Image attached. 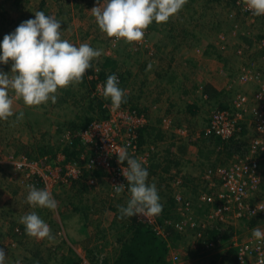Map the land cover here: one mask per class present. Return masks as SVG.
I'll list each match as a JSON object with an SVG mask.
<instances>
[{
  "label": "rangeland",
  "instance_id": "rangeland-1",
  "mask_svg": "<svg viewBox=\"0 0 264 264\" xmlns=\"http://www.w3.org/2000/svg\"><path fill=\"white\" fill-rule=\"evenodd\" d=\"M8 1L0 0V3L4 4L0 6V15L2 14L4 17L3 20H0V41H2L4 35L12 33L19 24L34 18V13L38 11L39 0H28L25 6L26 9L22 12L23 14L14 7L5 6ZM56 1L62 7L61 15L63 19L60 29L62 38L69 40L76 46L87 42L94 48L102 49L103 54L101 57L92 61V68L98 69L97 63L102 64L104 57L110 56L117 61V66L120 68L119 72L126 73L127 80L124 84H126V93L129 97L128 104L130 107L135 106L145 113L140 112L148 119V126L150 123L153 124L155 120H159L155 118L156 115V117L160 118L162 114V111L159 112L149 103V100H151L150 91L157 94L161 93L162 95L170 94V99H182L185 101L184 106L182 104H178L179 107L177 105L171 106L173 124L177 125L179 123L186 126L188 121L183 115V111L186 110L189 114L188 116L195 120L194 126L191 124L190 128L199 133L204 131V127L205 129L207 128L208 122L206 119H209V113L218 109L221 105L229 106L232 90H235L236 85L239 84L237 83V76L243 71V68L241 67L242 69H240L239 67L241 64L248 63L251 68L244 70L253 75L259 73V71H264V52H260L261 49H257L256 44L255 46L249 45L248 42L241 40L242 37H246L253 39L254 43V41H257L256 39L264 37V24L260 22L256 24V21L253 24L244 21V19L243 24H241L242 21L236 19L235 15L225 17V14H222L226 12L227 8L215 7L212 9L211 0H186L183 8L172 16L166 24L153 22L155 23V31L148 26L145 29L143 40L132 43H126L123 40L113 42L114 38L107 37L99 30L90 12L93 7L97 6V0ZM71 1L72 3L77 1V7H75L74 3L71 4ZM53 10L55 9L52 8L48 11V14L53 16ZM166 30L173 32L174 34L170 37L175 38L167 39L163 33ZM216 35L219 36V42L215 41ZM155 46L158 47L157 51L154 49ZM196 47L200 48L201 56H204L202 61L191 56V49L193 48L194 50ZM182 49H184L183 55L180 53ZM223 52H225L224 56L221 54ZM185 53H190V55L185 56ZM206 54H214L219 57L220 61L225 63L219 77V82L224 81L225 85L222 84L216 88V86H207L206 80L200 82L203 80L201 78L203 72L198 70L205 64ZM169 58L174 59V63H171V67L168 70H160L162 66L166 65ZM179 59H182L181 62H179ZM178 63L180 69L177 68ZM7 64L6 68L11 71V62ZM154 65L157 67H154ZM2 66L0 65V71H3L4 66ZM139 67L145 68L144 74H141V71L139 72ZM90 69L86 71L80 82L70 84V88L74 92L71 97L74 100L67 98L65 103L57 107L46 103L36 106L35 109L25 106L22 101H16L13 106V117L8 120H0V248H3L6 254L5 264H22L21 261L25 256L29 257L33 264H39L32 255V252L34 253L37 248L43 254V263L45 264H65L62 262V258H68L67 264H76V261L77 264H102L105 258L112 259L115 251H117V243L114 239L113 231L104 228V224L112 218V213L110 214L108 211L109 207L105 205L108 199L106 195L108 190H106L105 183L102 186L101 183L100 187L95 189L96 192L91 189L92 191L86 190V193L80 192V186L76 185L81 182H73L71 185L69 183H58L46 186L41 177L42 174H46L45 171L47 170L39 166L40 162H44L42 159L46 156L42 157L37 153L39 147L46 146L49 143L54 144V147H59L57 154L64 153L63 148L66 146L60 142L61 132L66 130V128L71 129L74 125H79L81 118L89 119V117L93 118L98 115L95 104L99 99H107L103 95L99 99L93 96L94 92L102 88L98 86L102 85L97 84L91 90L90 81L94 79L89 74ZM132 73H135V76L131 77ZM209 74H211V71H209ZM172 76H176V79L172 81L171 85L164 86L168 82V77ZM94 77L96 79L97 74ZM229 85L234 87L228 88ZM249 85L244 87L243 93L250 94L256 90V85ZM63 89H67V87ZM224 89L225 91L226 89L229 90L226 98H224L226 96L225 93H219ZM89 90L90 94L88 96ZM206 90L210 91V94ZM214 90L217 91L216 96H214ZM59 91L56 93L58 99L61 97L62 99L65 98ZM90 100L93 103V111L89 108ZM172 103L174 102H171V105ZM187 103L194 106L187 108ZM176 111L180 113L178 117H175ZM20 112L24 113L23 118L17 120L16 116ZM159 126L161 128V125ZM57 131H59L58 134ZM248 131H246L245 137H236L238 142L234 145V149L237 150V153H232L229 148L223 147V150H219L211 156V158H215L214 163L218 164L219 162L228 165L232 160L238 158L239 154H243L245 144L252 137V131L249 133ZM166 135L169 137V135L173 134L166 133ZM188 136L187 131L185 139H183L187 140L185 142L189 141L192 143V140H196V136H190L189 138ZM188 148L183 153V157H181L180 165L185 162V168L182 169H191L192 172H198L201 169L199 165H196L198 170L190 165L191 162L194 164V152L192 147ZM26 154H32V157ZM49 157L51 156L49 155ZM26 163L36 165L35 169H31L35 176H32L30 170L25 167ZM200 166H203V163ZM211 168L213 167H204V169L209 170H206L203 174L213 171L210 170ZM29 184L35 185L39 189L47 188L57 201V208L52 211L46 208H33L27 204L26 196ZM186 184L188 189L190 188V190H186L191 195L187 192L186 194L193 200L191 207H189L190 212L186 213L185 210L179 209L178 206L174 207V211L177 214L178 210L184 216L191 215L195 219L203 221L208 207L205 208L203 204L196 200L197 194L203 189V186L196 187L197 189L194 188L195 190H193V186H197L195 183L186 180ZM169 188L173 190L172 195H182L181 191L185 190L182 186L174 188L169 185ZM161 192L162 195L160 196L171 195L166 188L162 189ZM260 193L263 195L261 190ZM160 202L163 207L168 208L170 206L166 196L164 199L161 197ZM32 211L36 212L46 223L47 219L45 217L49 215L50 222L47 224L51 225L50 229L53 239H45L44 242L40 243L38 239L30 237L28 240H17L22 243V245H17V241L9 235L10 227L15 224L23 226L19 222L20 217ZM163 213L161 212L156 217L160 224H163L166 220V217L162 216ZM179 213L177 214L178 221L181 218ZM174 217L176 218L175 214L171 218L173 221L175 220ZM136 218L152 230L148 220H146L148 217L138 214ZM243 227V230L239 233L241 235L239 238H242V235L252 233L253 228L245 229V226ZM96 230L98 234L95 235ZM91 238H93L92 241L95 240V243H92ZM71 239L79 240V243L74 244ZM80 241L82 242L81 245ZM166 241L169 243L166 264H206L207 256L213 254L209 253L208 250L202 251L200 247V245H203L202 243H200L198 249L196 248V245H194L195 236L190 229L173 233L169 235V239L167 238ZM27 247L29 249L31 247V251L26 250Z\"/></svg>",
  "mask_w": 264,
  "mask_h": 264
},
{
  "label": "built area",
  "instance_id": "built-area-1",
  "mask_svg": "<svg viewBox=\"0 0 264 264\" xmlns=\"http://www.w3.org/2000/svg\"><path fill=\"white\" fill-rule=\"evenodd\" d=\"M233 1L235 12L244 21L254 24L258 19L264 20V16L253 15L246 8L244 0ZM242 70L239 82L254 84L256 90L251 94L237 95L228 110L213 113L205 133H212L224 141H229L240 132L242 123L247 120V130L248 133L252 131V137L247 142L245 147L247 153L244 157L235 158L228 165L218 167L204 177L203 181L208 189L216 180L215 191L209 194L203 193L200 198L202 204L208 206L204 220L179 213L181 217L179 221L166 217L164 223L160 224L156 220L157 216H146L155 235L165 241L169 239L168 228L176 232L187 229L196 231L197 241L200 240L203 244L200 245L201 250L213 253L207 256L206 264H259V261L264 259V242L254 240L252 233L239 238L241 235L233 232L227 247L208 239L203 240V234L209 226L219 225L223 229H228L245 218L255 221L256 227L264 230V198L260 199L259 189L264 172V163H262L264 161V75H253L244 68ZM119 81L118 77V83ZM101 93L102 88L94 92L93 96L99 99L102 97ZM101 109L106 112L104 118H95L78 130L66 129L61 132L60 142L63 145L72 147L78 142L84 151L78 162L66 163L64 153L57 154L55 160L49 161L48 157H44L42 159L44 162H40L39 166L47 171L42 177L39 173L38 175L46 186L81 182L98 189L95 177L91 175L100 172L108 181L110 190L114 192V186L126 185L127 182L122 175V169L126 168L127 164L119 162V157L123 155L125 149L131 157L137 158L144 166L149 163L148 153L140 144V132L148 127V119L139 111L123 104L114 111L111 103H103ZM160 130L163 134L172 133L179 138H184L187 132L183 127H175L169 117L162 119ZM25 167L30 170L32 176H35L31 169H35L36 165L26 163ZM175 181L170 182L171 186L179 188L180 182ZM173 197L179 209L185 210L186 213L190 212L185 198L181 195ZM230 250L234 251L233 257L228 253ZM219 254L221 256H218Z\"/></svg>",
  "mask_w": 264,
  "mask_h": 264
},
{
  "label": "clouds",
  "instance_id": "clouds-1",
  "mask_svg": "<svg viewBox=\"0 0 264 264\" xmlns=\"http://www.w3.org/2000/svg\"><path fill=\"white\" fill-rule=\"evenodd\" d=\"M186 0H97L91 9L99 30L113 42H140L145 29L153 22L163 24L176 15ZM245 6L255 16H264V0H244ZM61 22L43 11H36L34 18L17 26L0 41V65L11 61L10 73L0 71V120H8L14 115V103L22 101L25 106H40L56 103L58 90L82 80L86 71L92 68V61L103 54L102 49L94 48L87 42L79 46L62 38ZM102 95L110 100L114 111L125 101L126 90L118 83L115 73L108 75L102 86ZM20 112L17 120L23 118ZM126 162L122 175L127 181L129 198L125 206L119 207L120 218L138 214L157 216L163 210L155 183H149V171L127 150L119 157ZM119 195L125 185L113 187ZM26 203L31 207L54 211L58 204L47 188L27 186ZM28 236L38 240L53 239L50 226L32 211L20 217ZM252 238L264 242V230L252 229ZM6 254L0 248V264H5ZM264 264V259L259 261Z\"/></svg>",
  "mask_w": 264,
  "mask_h": 264
},
{
  "label": "trees",
  "instance_id": "trees-1",
  "mask_svg": "<svg viewBox=\"0 0 264 264\" xmlns=\"http://www.w3.org/2000/svg\"><path fill=\"white\" fill-rule=\"evenodd\" d=\"M227 1L230 5H232V3H234L233 0H227ZM73 3L75 4V7H77V1H73ZM40 11H42V10H40ZM21 12H23V10H21ZM43 12L47 15V13L44 10H43ZM239 18H240V20L243 19V18H241V16H239ZM3 19H4V17L1 14L0 20H3ZM167 22H165L163 24H166ZM241 23H243V20ZM149 27L151 28V30H154L155 23H152L151 25H149ZM256 40L257 41H254V43H253V39H249L246 37L243 38V41L248 42L249 45L252 44L253 46H255V44H256L257 45L256 48L261 49L260 52H264V37H261V38L256 39ZM263 56H264V54H263ZM103 59L104 60H103L102 64L97 63L98 67H99L98 69L93 67L89 71V74L94 79V80L90 81L91 90L94 89L97 84L103 85L106 82L107 76L111 75L113 73H115L119 77L120 87L122 89L126 90V84H124V83H126V80H127L126 79V73L119 72L120 68L117 66V61H115L112 57H110V56L104 57ZM9 62H11V61H9ZM3 66H2L3 71H5V73H10V71L6 68V64H3ZM239 67H240V69H242V68L250 69L251 68V66L248 63H245V64L243 63ZM96 74H97V78L95 79L94 76ZM134 74L135 73H132L130 76L131 77L135 76ZM257 74L263 76L264 71L263 72L259 71V73H257ZM240 75H241V72L237 76V78H238L237 83H239V84L236 85L235 90H232V94L230 96L231 101H230L229 106L221 105L218 109L209 113V115H208L209 118L211 117V115L213 113H215L217 111L228 110L230 108V106L232 105V102L235 99V97L237 95H240L243 93L242 90L244 89V87L246 85L250 86L249 83H246V82L240 83L239 82ZM174 79H176V76L168 77L167 83L171 85L172 81ZM232 87H234V86H232V85L228 86V88H232ZM206 91H208V90H206ZM228 92H229V90L226 89V91H225V89H224L219 93H225L226 96L224 98H226L228 95ZM59 93L63 94L65 96V98L62 99V97H61L58 99V96H57L56 103L53 104V103H51V101H49L48 103L50 105H52V106L56 105V107H57L58 105L65 103L67 98H72L71 100H74V98L71 97V94L73 95L74 92L70 88V85L67 87V89H60ZM208 93L210 94V91H208ZM213 93H214V96H216L217 91L214 90ZM89 94H90V90L88 92V96H89ZM203 94H204V91H203ZM205 98H206V95H205ZM124 99L126 102H124L122 104L130 107V105L128 104L129 97H128L127 93H126ZM103 103L109 104L111 102H110V100L99 99L97 101V103L95 104L97 107L98 115L93 117V118L89 117V119L81 118L80 124L74 125V127H72L71 130H78L80 128H83L91 120H93L95 118H104L106 116V112L101 109ZM92 105H93V103L90 100L89 108L93 111L94 108L92 107ZM187 106H188L187 108H190V107H193L194 105L188 104ZM35 107L36 106H29V108H31V109H35ZM130 108L139 111V109L135 106H131ZM168 114H169V112L164 113V115L161 116V119L158 120L157 123L160 122V125H161L162 119L167 117L166 115H168ZM171 115H173V114H171ZM171 115H169L168 117L169 118L171 117L170 119L173 123ZM175 117H176V115H175ZM206 120H207V122H209V119H206ZM174 126L177 128L179 127L177 125H174ZM241 127L242 128L240 129V132L235 134L234 137L229 139V141H224L220 137H218L212 133L206 134L205 130H204V133H202L201 136L199 135V142L197 143V146H199L198 147L199 153H200L199 156L200 157L202 156L204 159L206 158V160L209 159L213 154H216L218 152V151H215L216 150L215 147L216 146L220 147V144H222L223 147H225V148H229L232 151V153H237V150L234 149V145L238 142V141H236V139H237L236 137H239V138L245 137V134L247 133L246 129L244 127V123H242ZM147 128L148 127H146L145 129L142 130V132H147V134H145V136H147V138H145V136H142V132H141L140 144L144 146L145 151H147V153H148L147 160L149 163H147L145 165V167H147V169L149 171L148 181H149V183H155L156 184L159 196L162 195V192H161L162 189L166 188L170 191L171 195H169V194L165 195L166 198L168 199L169 203H170V206L168 208L163 207L162 212H164V213L162 216L172 218V215L175 214L176 218L175 217L174 218L176 220H178L177 214L179 213V211L177 210V212H178L177 214L174 211V207L176 206V202H175L174 197L172 195L173 190L171 188H169V185L171 187L170 182H173V181L176 182L175 180H178L180 182V186H182L183 188L185 186L187 187L186 179L184 177V174L181 173L182 171L177 168L178 159L175 156H172L173 154H171L172 151H170V149L167 152V154H168L167 156H169V157L172 156L174 158H167L166 160L162 158V161H161L157 157L158 154H157V150H156L157 149L156 143L162 139V136H161L163 134L162 131L159 128H153V129H151L150 132H148ZM66 129H69V128H66ZM58 133H59V131H57V134ZM41 136H42V134H41ZM206 144H208L212 147L210 148L209 146H207L205 148L204 146ZM218 144H219V146H218ZM54 146H55L54 144H50V143L47 144L46 146H41L37 150V153L39 156H42V157L48 156L47 159L49 161L52 159L55 160L56 159L55 154H57V152H59V147L57 148ZM146 146H148V148H146ZM246 146H247V143L244 146V151H246V148H245ZM63 149H64L63 152L65 153L64 160L66 163L67 162H74V161L78 162L80 160V156H81L82 152L84 151L82 149V147H80L78 145V142L74 143L72 147L66 146ZM178 149L181 153L183 152V149H181V148H178ZM204 151L206 154L202 153ZM32 154H26V155L29 157H32ZM49 155L51 157H49ZM239 155L240 156H238V158L245 156L244 153L239 154ZM262 163H264V161ZM223 166H226V165H223V163H219V165H218V167H223ZM214 171L215 170H213L211 172H214ZM91 177H93V178L95 177L94 179H95L98 187H100L101 183H102L101 186L105 183L106 190H108V193L106 194L108 199H107V202L105 203V205L107 207H109L108 211L110 212V214L112 213L111 214L112 218L110 219L109 222L104 224V228H106V230L113 231V233L115 235L114 239L116 240V243H117V251H115L114 255L112 256V259L105 258L103 260L102 264H166L165 261H166V257L168 256V251H169L168 241H164V240L160 239L159 237H157L156 235H154L155 233L151 232L152 230H150V227L144 225L143 223H141L137 220L136 215L133 217L124 218V219L120 218V213H119L118 209L121 206H125L128 198H129V193L127 191V186H126L127 182L125 185V191L120 193L119 195H117L115 193V191L113 192L110 190L109 183H108V181H106L103 174H100V172H96V173H94V176L91 175ZM262 178H263V180L261 181V186L259 187V189L262 191L263 195H261V193H260V199L264 198V172H262ZM215 184H216V180L214 181V185L212 187H209V189L205 193L209 194L212 191H215ZM76 185L80 186L79 187L80 192L83 191L84 193H86V190H90V191L93 190L92 187L85 185L84 183H78ZM195 187H197V186H195ZM204 187H205V189L208 188V186H206V185ZM94 192H96L95 189H94ZM202 194L203 193H200L199 195H197V199H196L200 204H202V202L200 200ZM165 196H160V200H161V197H162V199H164ZM186 203L189 205V207H191L193 200L186 199ZM203 205L205 207H208L204 203H203ZM93 209L95 210V208H93ZM85 214H87V213H85ZM85 216H88V215H85ZM168 231H170V232H168L169 235H172L173 233H177L171 228H168ZM233 232L234 231H232L231 229H223L219 225H212L206 229V232L203 234V240L206 237H208V238L210 237L211 239H213V236L215 234L217 235V233H218V235L221 238L220 239H214L213 241L218 243V242H221L220 240H223V241L225 240V242H226V240L233 235ZM17 234H21V235H17ZM96 234H98L97 230H96L95 235ZM196 234H197L196 231H193V235L195 236ZM9 235L12 236L13 238H16V239L20 236V238L23 239V238H25V229L18 227V226H12V227H10ZM195 240L196 241L194 242V245H196V248L198 249V247L200 245V240L197 241L196 237H195ZM31 249H32L31 247H30V249L27 247L26 250L31 251ZM38 249L39 248H37L36 251H34V253L32 252V255L34 256V260H36L39 264H41L44 262V260H43L44 258H43V254ZM69 250L72 252L71 249H69ZM50 252L52 253V251H50ZM67 261H68V258H66V259L62 258L63 263L67 264L68 263ZM21 262H22V264H26V263L33 264V261L30 260L29 257H26V256H25V258H23V260ZM75 263L77 264V261ZM43 264H45V263H43Z\"/></svg>",
  "mask_w": 264,
  "mask_h": 264
},
{
  "label": "crops",
  "instance_id": "crops-1",
  "mask_svg": "<svg viewBox=\"0 0 264 264\" xmlns=\"http://www.w3.org/2000/svg\"><path fill=\"white\" fill-rule=\"evenodd\" d=\"M6 1H8V0H6ZM28 0H9L7 3H6V5L5 6H11V7H14L16 10H18V11H20L21 12V10H23V11H25L24 9H26L25 8V6H26V2H27ZM212 1V3H211V6H212V9H214L215 7H222V8H227L226 9V12H224L222 15H224L225 14V17H229L230 15H235L236 14V12H235V9L233 8V6L232 5H230L229 3H228V1L227 0H221V1H215V0H211ZM39 3H38V11H40V10H44L46 13H47V15H50V14H48V11H50L52 8H54L55 10H53V16L55 17V18H57L58 20H60V22L62 21V19H63V16L61 15V12H62V7L59 5V3L55 0V1H48V0H39L38 1ZM71 4H73L72 3V1L70 2ZM219 3H221V4H219ZM231 3V2H230ZM4 4L3 3H0V6H3ZM27 8H28V6H27ZM4 11V10H3ZM21 14H23L22 12H21ZM236 19H240L239 18V15L237 14V15H235L234 16ZM226 19V18H225ZM227 20V19H226ZM243 20V19H242ZM241 20V21H242ZM260 20V21H259ZM257 22H260V23H262V24H264V20L263 19H258V21H256V23ZM241 24H243V23H241ZM170 27H172V26H170ZM169 28V27H168ZM169 29H172V28H169ZM169 30H166V32H163L164 33V35H165V37L167 38V39H174L175 37H170L172 34H174L173 32H168ZM157 33H160V32H157ZM218 33H220V32H218ZM218 33H217V35H218ZM216 35V37H215V41H217V42H219V36H217ZM241 40L243 41V38H241ZM240 40V41H241ZM241 41V43H243ZM236 47H238V46H236ZM242 47V46H241ZM215 48V47H214ZM154 49H155V51H157L158 50V47L157 46H155L154 47ZM171 49H173V48H171ZM192 51H190V53H191V56L192 57H195V58H198L199 60H203L204 59V56L202 57L201 56V54L202 53H200V48H194V50H193V48L191 49ZM183 51H184V49H182V51L180 52L181 54L183 53ZM227 51V50H226ZM190 53L189 54H186L185 53V56L186 55H190ZM224 53L225 52H223V53H221L223 56H224ZM227 54V53H226ZM225 54V55H226ZM183 55V54H182ZM194 55V56H193ZM207 56H205V64L203 65V66H201L199 69L200 70H198V71H201V72H203L202 73V75H201V78H203V80L202 81H200V82H204L205 80H206V85L207 86H216V88H217V86H219V85H225L223 82H219L220 81V79H219V77L221 76V71H223V68H224V65H225V63H223V61H220L219 60V57L218 56H215L214 54L213 55H209V54H206ZM184 56V57H185ZM222 57V56H221ZM182 60V59H181ZM181 60L179 59V62H181ZM178 62V61H177ZM177 62H175V63H177ZM171 63H174V59H172V58H169L168 59V61L166 62V65L163 67L162 66V68H160V70H168L170 67H171ZM158 66H160L159 64H158ZM179 66V63H178V65H177V68H179L178 67ZM241 66V65H240ZM154 67H157L156 65H154ZM176 68V69H177ZM180 69V68H179ZM144 70H145V68L144 67H139V72L141 71V74H144ZM209 71H211V74H209ZM148 84H150V83H148ZM167 85H170V84H168L167 82L164 84V86H167ZM141 88V87H140ZM166 88H168V87H166ZM165 90V89H164ZM142 91V90H141ZM140 94V93H139ZM150 94H151V97H150V99L151 100H149L150 102V104L151 105H153V108H155V109H157L159 112H161L162 111V114H161V116H163L164 115V113H167V112H169V114L168 115H166L167 117L169 116V115H171L170 113H171V110H172V108H171V106H175V105H177L178 106V104H182L183 106H184V104L186 103L185 101H183L182 99H179V100H173V99H170L169 98V96H170V94H166V95H162L161 93L160 94H157V93H154V92H152V91H150ZM174 102V103H172V105H171V102ZM188 104V103H187ZM183 106H182V108H183ZM186 106V105H185ZM179 107V106H178ZM139 109V108H138ZM180 109V108H179ZM181 110V109H180ZM184 110V109H183ZM139 111L140 112H143L141 109H139ZM144 113V112H143ZM183 115H185V119H187L186 121H188L187 122V124H186V126H184V125H180L179 123V127H183V128H185L186 129V131H188V138L190 137V136H192V137H194V136H196V140H192L193 142L191 143V142H185V141H187V140H183V139H185V138H179V137H176V136H174V135H169V137H167L168 135H166V134H162L161 136H162V139L160 140V141H158L157 143H156V146H157V154H158V158L162 161V158L163 159H167V158H174V157H172V156H175L177 159H178V164H177V168L178 169H180L182 172V174H184V177H185V179L186 180H189V181H191V182H193V183H195L196 185H197V187H199V186H203V189L201 190V191H199V193L198 194H200V192L201 193H203V192H205L206 191V189H205V184H204V177H206V175H208V172L207 173H205V174H203L206 170H209V169H204V167L206 168V167H208V166H212L213 168H211L210 170H215L217 167H218V165H219V162H218V164H215L214 162H215V158H209V159H207L206 160V158L204 159L202 156L200 157L199 156V146H197V143L199 142V135L201 136L202 135V133H204V131H201V132H199V133H197V131H194L193 129H191L190 128V125L191 124H193V126H194V122H195V120H193V118H190L188 115V113H187V111L186 110H184L183 111ZM145 114V113H144ZM179 112L178 111H176V113H175V115L178 117L179 116ZM209 115V114H208ZM157 116V115H156ZM155 116V118H157V119H161V116H160V118H158V117H156ZM171 118V117H170ZM158 121V120H157ZM157 121L155 120L154 121V123L152 124V123H150V125L148 126V128H147V131L148 132H150L151 131V129H153V128H159L160 129V122H158L157 123ZM247 120L244 122V127H245V129H246V131H248L247 130ZM204 130H205V127H204ZM142 132V131H141ZM141 132H140V137H141ZM191 132H193V133H191ZM145 134H147V132H142V136H145ZM145 138H147V136H145ZM153 146V145H152ZM207 146H209L210 148L212 147V146H210V145H208V144H206L204 147L206 148ZM218 146H219V144H218ZM222 146V147H221ZM188 147H192L193 149H192V151L194 152V155H193V161H194V164L191 162L190 163V165L193 167V168H196L197 170H198V168H197V166L196 165H199V167L201 168L198 172L197 171H193L192 172V170L191 169H182V168H185V162L182 164V165H180V162H181V160H182V158L181 157H183V153L186 151V150H188L189 148ZM202 147V146H201ZM203 147V148H204ZM178 148H181V149H183V152L181 153L180 151H179V149ZM169 149H170V151H172L171 152V154H173L171 157H169V156H167L168 154H167V152L169 151ZM215 151H219V150H223V145L222 144H220V147H215ZM219 149V150H218ZM244 149V148H243ZM202 153H204V154H206L205 153V151L204 152H202ZM242 153H243V151H242ZM247 152L246 151H244V154H246ZM214 155V154H213ZM166 156V157H165ZM190 162V161H189ZM203 163V166H200V164H202ZM214 163V164H213ZM228 164V163H227ZM189 165V166H190ZM223 165H226V164H223ZM212 173V172H211ZM186 175V176H185ZM194 184V185H195ZM194 188H196V187H194L193 186V190H195ZM184 189H185V191L183 192V191H181V196L183 197V198H185V199H189V200H192V199H190L188 196H187V194H186V192H187V190L186 189H188V187H184ZM197 189V188H196ZM188 190H190V188L188 189ZM189 195H191L189 192H187ZM175 194V193H174ZM186 196H185V195ZM197 194V195H198ZM174 196V195H173ZM206 208V207H205ZM44 213V212H43ZM46 214V213H45ZM45 219H47V223H49L50 222V219H49V215H48V217H45ZM15 224V223H14ZM256 222L255 221H252V220H249V219H244V220H242V221H240V222H237L236 224H235V226H233V227H228V229H231L232 231H234L236 234L237 233H241V231L243 230V226H245V229H250V228H255L256 227ZM17 224H15V225H12V226H16ZM18 227H21V228H23L24 229V227L23 226H20V225H17ZM50 228H51V225H50ZM240 231V232H239ZM17 235H19V234H17ZM21 235V234H20ZM246 235H249V234H246ZM243 236H245V235H243ZM19 238V239H18ZM17 239L16 238H14L16 241L18 240V241H21L22 239L20 238V236L18 237ZM30 238V236H28L27 234H26V232H25V238H23V239H26V240H28ZM221 237L218 235V233H217V235L215 234L214 236H213V239H211L210 237L208 238V237H206L205 238V240L206 239H208V240H211V241H213L214 239H220ZM92 239L93 238H91V241H92ZM16 242L17 243V245H22V243H20V242ZM45 241V239H43V240H38V242H40V243H42V242H44ZM221 242H215V244H218V245H220V246H223V247H227L229 244H230V238H228L227 240H226V242H225V240L223 241V240H220ZM71 242H73L74 244H76V243H79V240H73V239H71ZM71 242H70V244H71ZM224 242V243H223ZM81 241H80V245H81ZM92 243H95V240H93L92 241ZM44 244V243H43ZM43 244H41L42 246H44ZM79 246V245H78ZM232 257H233V254H234V251L233 250H230L229 252H228ZM218 256H221V254H219ZM228 256V255H227Z\"/></svg>",
  "mask_w": 264,
  "mask_h": 264
}]
</instances>
